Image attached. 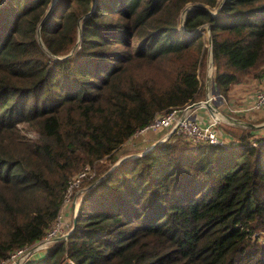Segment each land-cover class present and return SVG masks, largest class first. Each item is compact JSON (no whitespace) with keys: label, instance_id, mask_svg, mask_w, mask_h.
<instances>
[{"label":"trees","instance_id":"1","mask_svg":"<svg viewBox=\"0 0 264 264\" xmlns=\"http://www.w3.org/2000/svg\"><path fill=\"white\" fill-rule=\"evenodd\" d=\"M207 66L223 99L264 75V0H0V260L95 162L66 239L23 264H264V132L123 144L205 99Z\"/></svg>","mask_w":264,"mask_h":264},{"label":"built area","instance_id":"2","mask_svg":"<svg viewBox=\"0 0 264 264\" xmlns=\"http://www.w3.org/2000/svg\"><path fill=\"white\" fill-rule=\"evenodd\" d=\"M206 98L212 100L214 96L209 93ZM261 105H264V88L254 91L251 104L245 108L256 109ZM159 129L165 130L160 140H164L172 132L180 138L195 143L221 144L223 141L221 133L218 134L217 118L212 116L202 122L196 120L191 115V104H185L180 107L173 106L164 112L155 114L145 125L134 131L132 136L137 133ZM94 174L93 164H85L74 173L66 182L60 206L44 234L31 244L11 250L5 259L0 260V264H23L32 254L44 252L58 236L65 234L69 230L70 220L76 211L75 199L80 191L79 184L83 180L92 178ZM66 206L70 207V210L68 209L65 213L63 210Z\"/></svg>","mask_w":264,"mask_h":264},{"label":"crops","instance_id":"3","mask_svg":"<svg viewBox=\"0 0 264 264\" xmlns=\"http://www.w3.org/2000/svg\"><path fill=\"white\" fill-rule=\"evenodd\" d=\"M204 83L205 82H203V85ZM260 88H264V75H261L259 77H246L240 82L230 85V87L227 90L226 97L224 99L221 98L220 102L215 104V108L219 112L227 114L230 119L217 118L215 114H212L211 110L208 107H204V106H197L191 108V115L200 122L204 121L209 117L214 116L215 118H217L218 123L221 122L226 124L227 126L235 125L238 124L239 122H244L234 117V115H238L240 117H243L251 121L259 120V122L257 123H261L264 121V105H261L256 109L245 108L248 107L249 104H251L254 91ZM205 96H206V91H204V97ZM231 119H234V122H232ZM255 128L258 129V132L261 131L264 132V126L255 127ZM219 131L222 135L224 143H226V141H229L227 133L223 132L220 126H219ZM145 132L137 133L134 136H131L130 138L125 140L123 144H125L127 147H135V148L136 147L141 148L146 145L150 146L156 140H160L158 138L162 135V133L160 134V132H157L153 135H146V136L142 135ZM77 204L78 201L76 203V208H77ZM68 209L70 210V207L66 206L63 211L66 213Z\"/></svg>","mask_w":264,"mask_h":264},{"label":"water","instance_id":"4","mask_svg":"<svg viewBox=\"0 0 264 264\" xmlns=\"http://www.w3.org/2000/svg\"><path fill=\"white\" fill-rule=\"evenodd\" d=\"M53 1V0H52ZM52 3V2H51ZM191 6H201V4H199V3H195V4H191V5H189V6H186V7H184L183 8V10L181 11V13H180V16H181V18L183 17V14H184V12L186 11V9H188L189 7H191ZM196 29H198V28H196ZM206 30H208V28L206 27ZM77 36H79V31L77 30ZM36 38H37V40H38V42H39V38H38V34H37V28H36ZM40 43V42H39ZM207 46H208V52H209V46H210V40H209V36H207ZM65 56V55H64ZM64 56H62V57H64ZM208 60H209V57H208ZM210 66H207V70H206V78H208V73H209V71H210ZM211 94V95H213L214 96V98L212 99V100H210L209 98H206L207 97V95L208 94ZM220 100H221V96L218 94V91H217V89L216 88H214V86H213V84H210V86H209V91L207 92L206 91V96H205V99H203V100H200V101H197V102H195V103H192L191 104V108L192 107H197V106H204V107H208L210 110H211V112H212V114H216V115H218V117L219 118H222V119H230L229 118V116L227 115V114H225V113H222V112H219L216 108H215V104H217V103H219L220 102ZM232 121H234V119H231ZM238 124H240V125H246V126H249V127H263L264 126V121L263 122H261V123H256V124H253V123H246V122H239ZM152 145V144H151ZM150 145V146H151ZM139 154L141 153V152H138ZM137 153V154H138ZM126 156V155H125ZM125 156H122V157H125ZM122 157H120V158H118L114 163H113V165L117 162V161H119ZM74 216L75 215H73L72 216V218H71V222H72V224H71V228L73 227V225H74ZM70 228V229H71ZM70 231V230H69ZM69 231H67L65 234H63V235H60V236H58L57 238H56V240H65L66 239V237L68 236V234H69Z\"/></svg>","mask_w":264,"mask_h":264},{"label":"rangeland","instance_id":"5","mask_svg":"<svg viewBox=\"0 0 264 264\" xmlns=\"http://www.w3.org/2000/svg\"><path fill=\"white\" fill-rule=\"evenodd\" d=\"M206 36V31L205 32H203V36ZM206 60H207V57H206ZM208 80V78H206L205 79V83H204V91H209V86H210V84H209V81H207ZM216 115V114H215ZM216 117L217 118H219L218 117V115H216ZM232 122H234V121H232ZM157 132H160V134L162 133V135L161 136H163V133L165 132V131H146L144 134H142V135H153V134H155V133H157ZM27 134L28 135H32V133H30V132H27ZM218 134H220V131L218 132ZM161 136L158 138V139H160L161 138ZM139 154V153H138ZM93 164V168H94V173H95V162H93L92 163ZM88 165H91V164H88ZM82 189H83V186L80 188L79 187V192H78V194H77V197H76V199H75V202L77 203V201L79 200V194L81 193V191H82ZM70 222H71V220H70ZM69 229H70V227H69Z\"/></svg>","mask_w":264,"mask_h":264},{"label":"bare ground","instance_id":"6","mask_svg":"<svg viewBox=\"0 0 264 264\" xmlns=\"http://www.w3.org/2000/svg\"><path fill=\"white\" fill-rule=\"evenodd\" d=\"M215 114V113H214Z\"/></svg>","mask_w":264,"mask_h":264}]
</instances>
